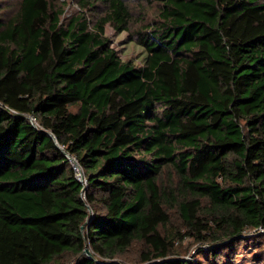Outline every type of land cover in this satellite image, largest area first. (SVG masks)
I'll return each instance as SVG.
<instances>
[{"label":"trees","instance_id":"obj_1","mask_svg":"<svg viewBox=\"0 0 264 264\" xmlns=\"http://www.w3.org/2000/svg\"><path fill=\"white\" fill-rule=\"evenodd\" d=\"M12 1L0 264H131L134 246L138 264H240L246 233L264 237V0H156L129 34L139 63L105 36L130 30L126 0H76L67 18L58 0ZM171 210L182 234H165ZM185 237L200 245L191 259Z\"/></svg>","mask_w":264,"mask_h":264},{"label":"rangeland","instance_id":"obj_2","mask_svg":"<svg viewBox=\"0 0 264 264\" xmlns=\"http://www.w3.org/2000/svg\"><path fill=\"white\" fill-rule=\"evenodd\" d=\"M16 1V0H14ZM12 1L11 6H16L15 2ZM62 3L64 9L61 18H67L72 13L78 11V4L76 0H58ZM129 8L132 12V19L130 21L129 31H116L109 24L105 27V36L109 39L111 47L118 51L122 59H133L136 63H139L142 58V48L138 46L135 41L130 40V35L138 30H144L147 28V23H151L157 18L158 13V3L156 0H126ZM98 5V4H96ZM102 15V13H101ZM75 110V108H73ZM165 180H170V175H164ZM169 182V181H168ZM174 231H180L183 233V228L181 224L176 219V214L174 210L170 211V222L165 228V234L171 236ZM264 230H261L263 232ZM248 238V243H243L239 245L237 249V255H235L236 263L240 264H264V237H260V234H256L254 231L246 233ZM252 235H256L252 237ZM258 235V236H257ZM254 238V239H252ZM252 242H251V241ZM175 245L180 247L181 255L185 259H191L198 247V243L193 242L192 239L185 237L182 241L177 240ZM138 246H134L133 249L128 253V257L131 259V264H138Z\"/></svg>","mask_w":264,"mask_h":264},{"label":"built area","instance_id":"obj_3","mask_svg":"<svg viewBox=\"0 0 264 264\" xmlns=\"http://www.w3.org/2000/svg\"><path fill=\"white\" fill-rule=\"evenodd\" d=\"M28 119L33 125L37 124L36 119L32 115H28ZM65 156L67 157V159L69 160V162L71 164V167L74 171V175H75L76 180L85 186L86 180L84 178L83 171H82L80 165L78 164L77 160L68 154H65Z\"/></svg>","mask_w":264,"mask_h":264},{"label":"water","instance_id":"obj_4","mask_svg":"<svg viewBox=\"0 0 264 264\" xmlns=\"http://www.w3.org/2000/svg\"><path fill=\"white\" fill-rule=\"evenodd\" d=\"M84 254H86L88 257H92V254H91V252L87 249V248H85V250H84Z\"/></svg>","mask_w":264,"mask_h":264}]
</instances>
